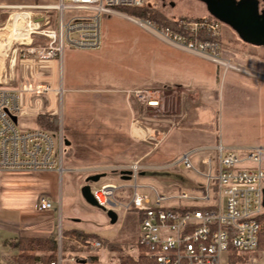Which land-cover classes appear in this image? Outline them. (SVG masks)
Listing matches in <instances>:
<instances>
[{
	"label": "rangeland",
	"instance_id": "rangeland-1",
	"mask_svg": "<svg viewBox=\"0 0 264 264\" xmlns=\"http://www.w3.org/2000/svg\"><path fill=\"white\" fill-rule=\"evenodd\" d=\"M144 6L155 8L167 18L209 15L200 0H145ZM263 7L264 0H259V9ZM15 12L16 9H0V75L5 77L11 71L14 81L9 82V85L14 87L24 80L28 72L26 68L24 75V57L20 49L30 41V38L19 39L8 32ZM119 12L121 14L102 16L101 45L98 49L80 50L65 45L59 57L63 79L61 111L58 116L59 130L64 140L62 156L65 158L70 153L77 156L74 168H84L87 165L98 168L101 165L112 166L125 158L131 161L136 154V160L141 166L136 180L139 186H153L158 192L177 194L181 190H191L201 182L198 175L182 164L175 167L171 165L184 150L205 148L206 145L211 148L220 140L228 147L264 148V46L243 42L223 23L219 26L217 57L239 68L223 69L214 67L212 62L209 64L199 57H185V63L191 62L198 68L184 65L181 69L185 74L183 78L200 96L192 94L195 91L186 87L180 94V107L177 108L175 103L173 109L164 112L161 88L152 89L147 98L140 102L136 100L134 124L138 132L134 135L136 142L129 139L124 130L127 115L118 112L114 106L117 103L115 98L120 95L114 89L122 79H126L131 85H149L151 81H158L160 73L156 66L160 64L159 52L169 44L126 16L137 20L144 18L125 11ZM76 13L65 11L69 15ZM52 14L54 16L57 11ZM14 28L21 29V25L15 23ZM11 58L14 59L13 64L10 62ZM67 88L71 90H66ZM149 100H154L155 104L153 101L149 104ZM199 114L201 120L205 117V122H198ZM191 122H195V125L207 123L211 126V131L195 133L189 129L193 127L192 124L189 127ZM18 123L24 129L37 127L35 117L19 118ZM168 128L171 131L165 133L164 130ZM146 152L147 156L140 158ZM201 153L211 154V151L203 150ZM262 166L264 167V153ZM126 167L118 170L106 168L98 173L101 174L98 181L87 180L91 194L95 186L104 182L127 184L128 181L122 179L119 173ZM198 167L202 168L200 165ZM78 169L70 173L75 179L72 191L74 198L70 206L79 215L76 218L83 220L85 230L102 232L118 245L126 246L127 249L122 252L136 256L138 252L129 249L134 248L139 235V212L131 209L123 214V210L114 209L117 220L111 223L107 216L110 206H99L96 201L92 202L84 197L82 189L87 183L82 180L87 179L88 175ZM102 173H106V176L102 177ZM61 175L66 176L64 163ZM129 182L130 185L133 183ZM140 191L148 189L142 188ZM122 192L121 196L117 193V199L126 204L132 188L127 187ZM92 253L100 256L108 254L101 264H118V252L111 254L112 251L107 246L95 249ZM234 254L242 257L231 263L229 255ZM263 259L264 250L244 253L229 249L223 253L222 264H258Z\"/></svg>",
	"mask_w": 264,
	"mask_h": 264
},
{
	"label": "built area",
	"instance_id": "built-area-1",
	"mask_svg": "<svg viewBox=\"0 0 264 264\" xmlns=\"http://www.w3.org/2000/svg\"><path fill=\"white\" fill-rule=\"evenodd\" d=\"M144 3L145 0H58L55 4L11 6L17 10L15 13L25 15L24 24L31 25L27 34L30 41L20 49L24 75L26 68L28 72L16 87L9 85L14 81L11 71L5 77L0 75V170L62 171L61 131H50L39 125L24 129L18 119L30 115L58 117L63 92L59 57L64 46L98 49L102 16L121 14L120 7H142ZM67 10L77 13L65 14ZM55 11L57 14L53 16ZM126 17L168 43L230 67L217 57L222 23L215 18L174 17L177 29L172 30L158 28L148 19ZM32 34L38 36L40 44L34 43ZM199 34L209 39H200ZM148 92L133 91L139 102L149 96ZM203 150L211 154L201 153ZM263 153V147L234 148L221 141L212 149L191 148L171 165L182 164L198 175L201 182L177 194L158 192L153 186H139L136 180L141 166L138 160L132 161L126 167L131 172L129 181H133L126 204L117 199L121 186L115 183L95 186L93 199L99 206L139 212V235L129 251L145 249L149 264H222L223 253L229 249L245 253L257 247L260 230L257 216L264 211ZM142 188L148 191L141 192ZM52 207L47 196L38 197L39 210ZM100 246L99 241L92 244L93 248ZM73 261V257L63 258L58 250L56 260L50 264Z\"/></svg>",
	"mask_w": 264,
	"mask_h": 264
},
{
	"label": "crops",
	"instance_id": "crops-1",
	"mask_svg": "<svg viewBox=\"0 0 264 264\" xmlns=\"http://www.w3.org/2000/svg\"><path fill=\"white\" fill-rule=\"evenodd\" d=\"M55 3V0H0V9L10 10L12 9V5L31 6L36 4L45 5ZM32 40L35 44H40L41 42L37 35H32ZM161 40L169 45L162 48L159 52V54L161 55L160 64L156 66V69H158L160 73L159 80L151 81L149 85H146L144 83H134L133 85H131V83H128L126 79H122L118 83L119 86L114 89V92L120 95H117V98H115L117 100V103L116 105H114L115 102H113V105L116 107L118 112L120 111L127 115V121L124 125V130L128 135V138L133 140L134 142H136L134 135L138 132V130L134 124V106H136L137 98L135 97L133 91H153L152 89L161 88V102L162 105H164V112H169V109H173L175 103H177V108L180 107V94H182L181 91H183L184 88L187 87L191 90H194L192 89V87L188 86L187 83H185V79L183 78V75L185 74L183 71H181L184 65H192L191 62L185 63V57H188V59L199 57L203 60H206L209 64H211L212 62V64H214V67L217 66L219 68L226 69V66L223 67L224 65L221 63L213 62L206 57L196 55L171 43H168L163 39ZM35 41H39V43H36ZM229 64L230 67L228 68H239L238 66L230 62ZM192 66L198 68L195 64H193ZM66 90L70 91L71 88H67ZM192 94L200 96V93L196 91L192 92ZM24 117L36 118V115L23 116V118ZM197 118H199L198 122H201L204 121L205 117H203V120H201V115L199 117L197 116ZM191 124L193 125L192 128L190 127ZM189 127V129L198 134L211 131V126L207 123L205 125H195V122H191L189 124ZM164 131L165 133H168L171 131V129L168 128ZM204 147L206 149H212L214 146L208 148L209 146L206 145ZM189 149L184 150V152ZM146 156L147 152L141 155L140 158ZM77 158L78 157L73 153L68 154L65 158L62 156V165L64 163L66 172V176L64 177L63 175H61V172H58L56 170H0V264H16L14 262V257L17 254V250L10 247L8 243L11 239L16 238L17 236L34 238L54 237L59 244L61 230L80 229L86 232L95 233L103 238H106L109 242H114L110 238L106 237L102 232H98L95 230H85L86 228H84L83 220L80 218H76V216L79 217V215L75 213L74 208L70 206V203L74 198L72 196V191L75 186V179L70 173L74 172L75 169H78L74 168V160H76ZM136 159L137 156L135 154L131 161L129 160V158H125L124 160H120L115 164H112V166L101 165L98 168L95 165H87V167L79 168L82 170V172L88 175L87 179L84 178L82 180L87 183L84 184V186L89 185L88 181H92L91 177L99 175L96 180L98 181L101 175L98 173H101L103 169L110 168L111 170H118L120 167L128 166L132 161H136ZM102 174V177L106 176V173ZM126 181H128L127 184L120 185L121 188L118 190L119 196H121V194L123 193L122 191L125 188L130 187L129 180ZM40 195H45L49 199H51L53 203V207L51 209L39 210L37 208L38 197ZM123 214H125V212ZM114 252L115 251H112L111 254H115ZM98 255L100 264L102 261H104V257L108 256V254H102V256H100V254ZM258 264H264V259L260 263L258 262Z\"/></svg>",
	"mask_w": 264,
	"mask_h": 264
},
{
	"label": "trees",
	"instance_id": "trees-1",
	"mask_svg": "<svg viewBox=\"0 0 264 264\" xmlns=\"http://www.w3.org/2000/svg\"><path fill=\"white\" fill-rule=\"evenodd\" d=\"M118 10L129 12L130 14L140 16L144 19L150 20L158 28H170L176 30V25L173 17H166L163 13L155 8L145 7H120ZM186 19H202L204 17L213 18L210 14L208 16L186 17ZM200 39H209L205 34H199ZM37 123L40 127L50 131H59L58 117H37ZM260 225L258 243L255 250H264V211L257 216ZM99 241L101 246H107L110 251H117L118 264H149L148 254L145 249L139 248L136 256L132 253H124L127 247L118 245L115 242H109L95 233L86 232L80 229L61 230L60 243L54 237L34 238L17 236L9 241L10 247L17 250L14 257L16 264H50L57 258L58 250H60L63 258L73 257L74 261L66 264H100L99 255L92 253L95 249L92 244ZM242 255H229L231 263H235ZM246 256H244L245 258Z\"/></svg>",
	"mask_w": 264,
	"mask_h": 264
},
{
	"label": "water",
	"instance_id": "water-1",
	"mask_svg": "<svg viewBox=\"0 0 264 264\" xmlns=\"http://www.w3.org/2000/svg\"><path fill=\"white\" fill-rule=\"evenodd\" d=\"M206 6L208 13L221 23L229 26L245 43L264 46V7L259 9V0H200ZM13 119H15L13 117ZM68 144V141H65ZM131 172L120 170L122 179L129 180ZM98 176L92 177L96 181ZM84 197L94 202L88 185L83 187ZM264 206V190L263 202ZM111 223L117 220L114 209L107 210Z\"/></svg>",
	"mask_w": 264,
	"mask_h": 264
},
{
	"label": "bare ground",
	"instance_id": "bare-ground-1",
	"mask_svg": "<svg viewBox=\"0 0 264 264\" xmlns=\"http://www.w3.org/2000/svg\"><path fill=\"white\" fill-rule=\"evenodd\" d=\"M11 16V15H10ZM24 14L23 13H20V12H18V13H14L13 15H12V19H13V22H11L12 23V27L10 28V30L8 29V32L12 35V36H14V37H16V38H19V39H22V38H26L27 37V34H28V32H29V29H30V26L31 25H28V24H24L23 23V18H24ZM10 21V20H9ZM15 23H19V25H21V29L19 28H14V24ZM153 102V104H155L154 103V100H152Z\"/></svg>",
	"mask_w": 264,
	"mask_h": 264
}]
</instances>
